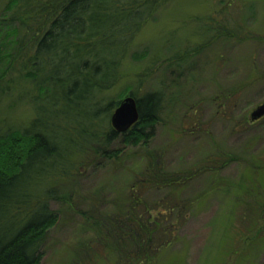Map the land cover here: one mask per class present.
I'll use <instances>...</instances> for the list:
<instances>
[{
    "label": "rangeland",
    "instance_id": "obj_1",
    "mask_svg": "<svg viewBox=\"0 0 264 264\" xmlns=\"http://www.w3.org/2000/svg\"><path fill=\"white\" fill-rule=\"evenodd\" d=\"M30 2L38 0H20L11 11L10 0H0V18H5L0 21V73L16 47L11 33L20 23L11 19L22 16L32 23ZM161 5L133 42L122 67L125 78L102 104L121 103L133 91L140 98L156 79L153 87L166 98L160 120L146 144L120 143L118 159L82 168L77 163L73 180L59 181L63 193L76 191L77 197L71 207L51 202L58 223L48 232L41 264H120L116 251L96 240L83 214L97 213L93 218L99 220L104 214L98 212L113 216L135 200L151 213L150 226L159 218L156 232L164 231L162 242L169 241L155 253L148 249L141 264H264V119L251 120L264 104V0H168ZM224 25L239 26L245 39L218 36ZM5 34L11 36L3 40ZM33 90L14 64L0 82L1 136L24 132L34 120ZM89 105L74 103L64 111L74 119L77 108ZM109 117L104 116L106 124ZM67 138L63 134L64 146ZM151 154L161 158L167 184L142 186ZM228 158L232 162L224 165ZM28 172L29 195L44 192L47 180ZM143 247L139 240L134 249L139 257Z\"/></svg>",
    "mask_w": 264,
    "mask_h": 264
},
{
    "label": "trees",
    "instance_id": "obj_2",
    "mask_svg": "<svg viewBox=\"0 0 264 264\" xmlns=\"http://www.w3.org/2000/svg\"><path fill=\"white\" fill-rule=\"evenodd\" d=\"M19 1L10 0L11 11ZM167 1L38 0L30 2L34 8L32 23L22 16L12 17L20 23L11 33L16 47L12 55H6L9 67L0 73V82L16 64L20 77L34 87L31 102L35 118L24 132L0 135V264H41L48 232L58 223L51 202L71 207L77 197L76 191L63 193L59 186V181L73 180L77 163L82 168L100 159H118L120 143L137 147L150 139L149 130L159 122L166 99L164 92L153 87L154 76L148 80L150 89L140 98L138 91L131 93L138 103L140 120L127 133L119 134L110 124L112 112L120 103L110 101L105 108L102 104L108 99L107 92L125 78L122 67L134 40ZM1 20L5 18L1 16ZM233 29L224 25L218 36L245 39L242 28ZM11 34H5L3 40ZM167 69L172 71V65ZM145 80L140 79V83ZM84 102L90 103V109L77 108V118L64 111ZM105 115L110 116L108 124ZM63 134L68 136L65 146L61 143ZM229 162L232 158L223 164ZM145 163L142 186L150 187L152 181L167 184L168 175L157 154H151ZM29 169L37 180H47L44 192L29 195ZM139 203L135 200L119 207L113 216L98 212L104 214L99 220L93 218L97 213L83 214L96 240L116 251L120 264L127 258L126 264H141L150 255L148 249L155 253L169 242H162L164 231L156 232L159 218L155 227L150 226L151 213ZM157 234L159 244L155 242ZM139 240L145 252L140 257V250L134 251Z\"/></svg>",
    "mask_w": 264,
    "mask_h": 264
},
{
    "label": "water",
    "instance_id": "obj_3",
    "mask_svg": "<svg viewBox=\"0 0 264 264\" xmlns=\"http://www.w3.org/2000/svg\"><path fill=\"white\" fill-rule=\"evenodd\" d=\"M264 118V104L259 106L251 115L252 122ZM140 120V111L136 99L129 96L121 101L111 117V125L119 134L127 133Z\"/></svg>",
    "mask_w": 264,
    "mask_h": 264
}]
</instances>
